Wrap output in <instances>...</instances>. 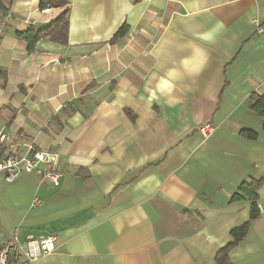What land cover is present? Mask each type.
Segmentation results:
<instances>
[{"label": "crops", "instance_id": "1", "mask_svg": "<svg viewBox=\"0 0 264 264\" xmlns=\"http://www.w3.org/2000/svg\"><path fill=\"white\" fill-rule=\"evenodd\" d=\"M39 1L0 12V128L57 152L61 178L0 176V229L54 234L35 264H218L250 217L232 196L264 176V0H68V43L31 52L17 32L65 11ZM259 195L232 264H264Z\"/></svg>", "mask_w": 264, "mask_h": 264}, {"label": "built area", "instance_id": "2", "mask_svg": "<svg viewBox=\"0 0 264 264\" xmlns=\"http://www.w3.org/2000/svg\"><path fill=\"white\" fill-rule=\"evenodd\" d=\"M262 30V29H261ZM204 136L214 130L210 122L199 127ZM14 138L5 128H0V176L8 182L15 181L23 172H33L51 180L55 185L60 183L61 173L58 169L59 154L42 151L33 142L26 144L24 154L16 151ZM35 203H40L39 199ZM56 236L48 234L39 238L32 235L21 242L18 233L0 229V264H35L44 255L55 249Z\"/></svg>", "mask_w": 264, "mask_h": 264}, {"label": "trees", "instance_id": "3", "mask_svg": "<svg viewBox=\"0 0 264 264\" xmlns=\"http://www.w3.org/2000/svg\"><path fill=\"white\" fill-rule=\"evenodd\" d=\"M14 1L15 0H0V12L4 17L11 10ZM39 7L41 10L63 7L65 8V11L43 27L32 26L27 30L18 31V38L28 43V49L31 52L35 51L38 41L42 38H49L54 42L67 44L70 28V2L68 0H40ZM127 33L128 26L127 24H123L111 41H116ZM249 105L250 108L264 121V95L253 93L250 96ZM243 134L251 139H256L258 137V133L253 130H244ZM263 184L264 176L260 178L251 177L242 182L236 193L232 196L231 200L233 202L244 200L250 202V217L246 222L232 229L231 241L221 248L216 256L218 264H232L229 255L230 250L244 239L250 230L252 221L260 216L259 190Z\"/></svg>", "mask_w": 264, "mask_h": 264}]
</instances>
